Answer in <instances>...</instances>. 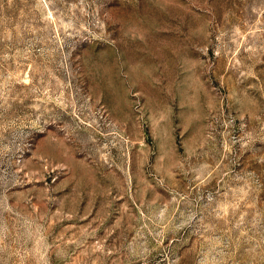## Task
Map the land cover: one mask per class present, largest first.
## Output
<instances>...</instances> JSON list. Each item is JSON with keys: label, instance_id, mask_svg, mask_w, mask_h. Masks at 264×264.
<instances>
[{"label": "rangeland", "instance_id": "obj_1", "mask_svg": "<svg viewBox=\"0 0 264 264\" xmlns=\"http://www.w3.org/2000/svg\"><path fill=\"white\" fill-rule=\"evenodd\" d=\"M0 264H264V0H0Z\"/></svg>", "mask_w": 264, "mask_h": 264}]
</instances>
